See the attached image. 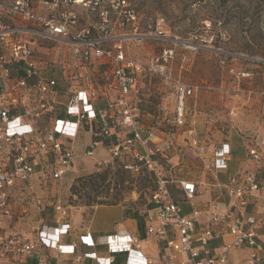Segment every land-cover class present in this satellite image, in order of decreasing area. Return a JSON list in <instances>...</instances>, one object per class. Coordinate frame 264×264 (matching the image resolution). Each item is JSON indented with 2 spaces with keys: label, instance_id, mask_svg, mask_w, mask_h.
I'll use <instances>...</instances> for the list:
<instances>
[{
  "label": "rangeland",
  "instance_id": "1",
  "mask_svg": "<svg viewBox=\"0 0 264 264\" xmlns=\"http://www.w3.org/2000/svg\"><path fill=\"white\" fill-rule=\"evenodd\" d=\"M115 1L75 6L78 20L72 30L88 29L92 37H114L106 45L112 47L117 40L125 61L138 65L132 73L137 91L124 95L134 109V126L123 134L132 128L138 131L146 142L133 147L148 162L126 151L114 157L102 146L87 155L90 137L84 128L73 143V164L60 179L51 178L32 190L12 191L10 230L21 236L31 237L40 222L52 218L56 202L72 220L79 221V227L97 233L122 220L119 208L125 210L124 216L143 218L160 180H167L171 198L180 201L175 181H197L198 197L181 201L183 213L196 200L222 199L225 191L213 186L216 180L208 163L214 148L223 142L229 144L232 156L228 169L218 173V181L226 183L237 171L255 172L264 189V165H256L247 155L263 107L264 0H125L134 20L124 26H120L121 10ZM38 47L37 57L47 62L38 74L58 81L61 103L76 85L94 90L99 105L114 103L121 95L104 57L85 61L70 54L65 45L45 42ZM178 80L193 86L182 127L173 124ZM123 163L135 168L127 169ZM123 177L131 182L130 189L123 186ZM113 197L122 198L116 205L119 208L83 205L89 199ZM34 199L44 210L36 208Z\"/></svg>",
  "mask_w": 264,
  "mask_h": 264
},
{
  "label": "built area",
  "instance_id": "2",
  "mask_svg": "<svg viewBox=\"0 0 264 264\" xmlns=\"http://www.w3.org/2000/svg\"><path fill=\"white\" fill-rule=\"evenodd\" d=\"M103 0H0V227L4 217L11 215L9 194L17 183L32 190L33 177L38 176L44 185L51 178L58 180L72 166L74 141L80 130L89 133V144L85 153L92 155L96 148L107 147L114 157L123 151L133 158L148 162L147 157L135 147L145 143L134 128L115 140V127L134 126L133 108L124 95L136 92L134 69L138 65L126 62L120 43L115 40L112 47L106 45L114 37H92L89 30L74 32L77 22L75 6L87 8ZM121 10L120 26L133 22L134 14L125 0H116ZM75 8V9H74ZM68 46L70 54L91 58L104 57L111 69L115 85L121 95L114 103L96 106L95 91L76 85L69 89L65 104L59 100L57 80L43 77L38 71L47 62L38 58L39 45ZM166 53V51H165ZM130 69V72L129 70ZM193 94V86L181 81L175 83L173 124L182 127L186 123L187 98ZM247 155L256 165L264 164V95L258 132L247 145ZM232 152L228 143L214 148L208 169L219 172L228 168ZM127 169L133 165H124ZM160 180L144 210L147 232L166 239L167 264H225L231 248L248 247L246 264H263L260 233L256 230L258 217L248 212L255 204L258 190L255 172L236 173L224 184L227 201L212 199L205 207L193 208L183 213L181 201H191L196 195L192 179L180 178L175 182L181 201L172 199ZM37 209L40 201L33 200ZM55 226L41 224L35 227L36 236L29 239L20 234L0 237V257L7 255H34L38 264H56L49 259L47 250H53L56 261L72 256L76 261L89 258L96 264H112L114 254L133 253L137 264H152L138 252L135 239L126 233H111L94 240L89 233L79 236L77 242H65L62 236L69 233L71 224L66 209L56 202L53 205ZM223 225L231 236L229 243L220 245L215 252L209 247L214 238L213 227ZM105 245L107 255H99L93 249L82 251L80 245L93 248ZM179 255H184L178 258ZM8 264V263H2Z\"/></svg>",
  "mask_w": 264,
  "mask_h": 264
},
{
  "label": "crops",
  "instance_id": "3",
  "mask_svg": "<svg viewBox=\"0 0 264 264\" xmlns=\"http://www.w3.org/2000/svg\"><path fill=\"white\" fill-rule=\"evenodd\" d=\"M56 89L60 93L59 83L57 84ZM106 102L107 101H105L103 105H106ZM62 104H65V102L61 103V107H63ZM81 134H82V129L80 130L78 137ZM228 165H229V163H228ZM258 166H261V165H258ZM226 170H223V171H226ZM220 172H222V171H219L217 173L213 172V174H214L213 178L216 180L214 182L213 186L216 189H224V191H225L224 198H222L220 200L227 201L228 197L226 196V190L224 187L225 183L219 182L218 178H217V175ZM242 172H244V171H242ZM242 172L237 171L234 174L242 173ZM255 175H256V173H255ZM256 179H257V183H258V190L255 191L254 194H256L258 196V200L255 204L249 205L247 210H248V212L255 214L259 219V223L256 226V230L260 233L259 241L261 242V245H262V251L260 252V255L262 256L263 264H264V202L262 201L264 189H263V185L260 182L259 178L256 177ZM194 182L196 185V195L194 197V199H195L196 197H198L197 196V189L199 188V186L197 184V181H194ZM33 184L34 185H40V182L38 180L37 175L33 177ZM21 187H24V184L23 183H17L15 185V187L12 188L10 191L9 199H10V205H11V215L4 217V224L0 227V237H4V236L9 235V234H18L16 232H12V230H10L11 218H12V215L14 213L13 207H12V202H11V197H12V191H14L16 188L21 189ZM217 198L219 199V197H217ZM212 199H214V198H212ZM212 199L209 198L207 201H202V202L196 200V203H193L191 209L205 207ZM182 202H184V201H182ZM116 205H110V206H114L116 208H119ZM95 209H97V208H95ZM119 209H120V213L122 215V220L117 221L115 223V225L108 228L107 230H105L102 233L94 232L89 228L79 227V221H74L70 217L69 221L71 224V229L67 235L62 236V239L65 242H77L79 240V236L84 234V233H89L90 236L94 240H96L98 238L101 239V237L108 235V234H111V233H116V232L126 233V234H129L130 236H133V238L135 239V245L138 248L137 249L138 252L140 253L138 255H142L143 258H146L152 264H167L165 261V255L168 252V248L166 247V239L174 237L173 234L168 233L169 237L167 235L166 239L163 237H157L153 234H149L147 232V226H146L147 224H146V220H145L144 215H143V224L141 225V224H139L140 218H137L134 215L124 216L125 210L122 208H119ZM41 210H44L43 204H42ZM90 215H89V217H90ZM41 224H46L48 226H55V223L53 221V217L50 219H46L45 222H40L38 225H41ZM213 232H214V238L212 240H210V242H209V247L213 250V252H215L220 245H222L224 243H229L232 239L231 236L228 234L226 228L223 225L214 226ZM36 234H37V232L33 229L32 236L27 237V238L32 239L36 236ZM79 248L82 251H88V250L93 249L99 255H107L106 247H105V245H102V244H97L93 248H88L86 246L80 245ZM46 253L49 256V259L52 262H55L56 264H96V262L94 260L89 259V258L82 259L80 262H78L72 256H65V257H63V259L56 261L54 258H52L53 254H54L53 250H47ZM133 253L134 252H131V253H127V252L115 253L114 254V260H113L112 264H137V261L133 258ZM248 254H249V248L246 246L241 247V248H231L227 253V258H226L225 264H246L245 260L248 257ZM182 257H184V255L178 256V258H182ZM31 261L35 262V264H38L37 258L34 255H21V256L20 255L19 256L7 255V256H1L0 257V264H2V263L29 264V262H31Z\"/></svg>",
  "mask_w": 264,
  "mask_h": 264
},
{
  "label": "trees",
  "instance_id": "4",
  "mask_svg": "<svg viewBox=\"0 0 264 264\" xmlns=\"http://www.w3.org/2000/svg\"><path fill=\"white\" fill-rule=\"evenodd\" d=\"M96 106H103V105H99V104H96ZM126 128L124 127H115L113 132H112V137L115 139V140H121L124 136L123 134V131L125 130ZM121 131V136H120V132ZM123 165H125V163H123ZM124 184V182L126 183L125 185H123L126 189H130L131 188V182L126 180V178L124 179V177L122 178V180ZM74 189V187H73ZM122 200V198L120 197H113L111 200H103V199H99V200H96V199H89L87 201H85V203H83V205H86V206H93V205H96V204H99V205H116L118 204L120 201ZM180 201V200H179ZM148 206H150L148 204ZM135 217L137 218H140L139 219V224H143V218L142 217H138L136 214H134ZM29 264H35V262L31 261L29 262Z\"/></svg>",
  "mask_w": 264,
  "mask_h": 264
}]
</instances>
